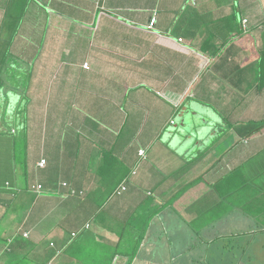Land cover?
<instances>
[{"label":"crops","instance_id":"obj_1","mask_svg":"<svg viewBox=\"0 0 264 264\" xmlns=\"http://www.w3.org/2000/svg\"><path fill=\"white\" fill-rule=\"evenodd\" d=\"M77 1L41 0L57 14L41 33L0 0L19 63L0 93V264H54L47 249L70 245L58 264L255 263L258 253L233 261L229 250L264 231V129L251 127L264 115V0H88V25L72 29L61 9ZM67 78L71 90L59 91ZM194 122L204 136L187 132ZM125 177L127 194L114 197ZM135 207L146 208L134 215L139 247L113 254Z\"/></svg>","mask_w":264,"mask_h":264},{"label":"rangeland","instance_id":"obj_2","mask_svg":"<svg viewBox=\"0 0 264 264\" xmlns=\"http://www.w3.org/2000/svg\"><path fill=\"white\" fill-rule=\"evenodd\" d=\"M26 1L27 0H15V3H14V5H13V8H16L17 9V11H16V13H20V14H24V17H23V19H24V22L25 23H27V22H29V21H32L33 23H35V22H38L39 23V27H41V28H36V27H31V29L33 30V31H39V32H41V33H44L45 32V30H47L48 28H50V21H51V18L52 17H55V16H57V14H55L54 13V10L50 7V6H45V5H43V6H39V7H33V6H27L26 5ZM40 1L41 0H33L32 2L33 3H31V4H34V3H37V4H39L40 3ZM51 6H53V5H51ZM88 7L89 6V1L88 0H78L73 6H72V9L71 8H64V9H61V13L64 15V16H66V19H67V21L69 22V23H66V25L69 27L70 26V28H72V29H78V28H80V26H83V25H88L87 24V21H90V18L88 17L89 15L87 14V17H83V14H82V11H90V10H87V9H85V7ZM41 9V10H40ZM59 13V12H58ZM53 16H52V15ZM22 17V16H21ZM26 26H28V25H26ZM88 32V34H90V32L89 31H87ZM77 32H75V33H73V34H71L70 36H67V37H69V38H74V36H75V34H76ZM55 37V36H54ZM70 82H69V78H67V81L65 82V83H59V91H69V90H71V87H70ZM49 99V97L48 98H46V101ZM2 103V102H1ZM1 105V104H0ZM21 110H23L22 108H21V106L20 107H18V108H16V112L17 111H21ZM0 111H3V109H0ZM49 117H54V116H49ZM5 118H7V116H5L4 117V119ZM43 118H46V116L44 115L43 116ZM16 124V123H15ZM200 124L201 123H193L192 124V127H191V129L190 130H193L194 132L193 133H195V132H198L199 134L201 133V135H205L206 134V132L205 131H203V130H201V128H200ZM194 125V126H193ZM193 128H195V129H193ZM175 136L176 137H179L178 138V140H181L182 139V137H180L179 136V134H175ZM195 138H196V136H195ZM245 164H247V163H245ZM248 165V164H247ZM245 169H247V166H245ZM242 184H243V182H242ZM241 184V185H242ZM253 186H255L256 187V185H253ZM35 191H41L42 190V188H40V187H37L36 189H34ZM189 201H192L193 202V200L191 199V197L188 199ZM106 201L107 200H105V199H103V200H101V201H99V203L97 204V206H98V208H102L105 204H106ZM202 204H204L203 203V201L202 200H200V202H198V200H197V202L196 203H194V204H192L191 206H190V210H191V212H193L195 209H196V212H198L197 213V216H201L202 214H203V212H200V209L199 208H201L202 207ZM149 205L150 206H152V207H156L157 205H155V204H152V203H149ZM205 206V205H204ZM203 206V207H204ZM143 207H146L145 205H143ZM176 207H180V206H176ZM199 209V210H198ZM70 212H72V215H74V211L71 209L70 210ZM190 212V213H191ZM89 213L88 212H83L82 214H79L80 216H83V218L84 219H88L90 216H87ZM57 215H58V217H59V210H58V212H57ZM68 215V214H67ZM197 219H198V217H197ZM74 220H76V218L74 219ZM225 221V223H228L229 222V220L228 219H225L224 220ZM261 223H263L264 224V220L263 221H261ZM91 224H92V226L95 224L94 222H91ZM236 224H239V222H234V226H236ZM256 224H258V225H260L259 224V222H257L256 221ZM66 226V229H68V231H71V230H74L75 229V227L73 226V221L72 222H70V223H66L65 224ZM261 226V225H260ZM233 229H236V228H233ZM91 232L93 233L94 232V230H91ZM67 233V232H66ZM67 236L69 235L68 233L66 234ZM49 237L51 238H59V229L57 228V230L55 231V232H52L50 235H49ZM82 239H81V238ZM80 237H79V239L77 240L79 243L81 242V241H83V240H88V242H91V238L90 237H87V236H84V235H80ZM253 239H254V243L252 242V240L250 241V247L248 248L247 246H246V242H247V240L246 241H244L243 243H244V250L246 251V252H248V253H250V256H251V254H259L260 255V258H256V262L254 263L253 261H251V263H249L248 262V260L247 259H242L241 260V262L240 263H238V262H236L237 264H264V254L262 255V254H260V252L261 251H257L261 246L260 245H264V231H259L258 233H256V234H254L253 236ZM252 237H251V239H252ZM112 238L114 239L115 238V235H112ZM237 239V238H236ZM244 239H246V237H244ZM78 243V244H79ZM83 243V242H82ZM144 243V242H143ZM94 245V243H91L89 246L90 247H92ZM134 244H133V242H129V243H126L124 246H123V250L125 251V252H129V251H131V249H133L134 248ZM97 248H99L100 247V245L98 246H96ZM96 249V248H95ZM51 251H53V252H56L55 250H51ZM229 252H230V255H232V260L234 261V259H233V257H234V255L237 257V256H239L240 257V259H241V253H240V251H239V249H237L236 248V250H234V251H231V250H229ZM219 260V259H218ZM224 260H225V258H224ZM53 262V261H52ZM59 263V257L58 258H55V260H54V264H58ZM60 263L62 264V263H64L63 261H60Z\"/></svg>","mask_w":264,"mask_h":264},{"label":"trees","instance_id":"obj_3","mask_svg":"<svg viewBox=\"0 0 264 264\" xmlns=\"http://www.w3.org/2000/svg\"><path fill=\"white\" fill-rule=\"evenodd\" d=\"M33 0H28V2H30V3H33L32 2ZM27 6H33V7H41V6H43V5H39V4H37V3H34V4H31V5H27ZM54 6V5H53ZM41 10V9H40ZM20 19V20H19ZM18 19V21L16 22V25L14 26V31L15 32H17V30H18V28H19V25H21V23H20V21H21V18H19ZM15 35L13 34V33H8V34H3L2 33V31H0V93H1V90H7V87H11L12 85L14 86V83L13 84H11V83H9V82H11L10 81V79L11 78H9V77H11L10 75V71L11 70H13V69H17V68H12L11 67V65L12 66H14L15 64H17V62H18V60H17V58H16V56H15V54L17 53V50H16V47H14V43H15ZM14 47V48H13ZM19 64V63H18ZM17 64V65H18ZM259 71H261V73L264 71V68L262 67V68H260L259 69ZM258 73V77H260V73L259 72H257ZM14 75V74H13ZM257 77V78H258ZM262 83L264 84V82L262 81ZM20 84V83H19ZM11 85V86H10ZM21 85V84H20ZM262 85V84H261ZM12 86V87H13ZM22 86V85H21ZM260 91V90H259ZM16 94H18V96L19 95H23V92H22V88H17L16 89ZM23 100V99H22ZM23 101H26L25 99L23 100ZM21 102V101H20ZM14 115H17L16 117L17 118H19V117H21L20 119H21V122H23L25 119H26V114H25V108L23 107V110H21L20 112L19 111H17ZM20 119H18V120H20ZM257 125V127H255ZM256 125H254V126H251V127H254L255 129H254V131L255 132H258L260 129L262 130V129H264V115L262 116V118H260V120H258L257 122H256ZM186 130H189V131H187V132H191V130L188 128V129H186ZM186 132V131H185ZM176 134H179V133H176ZM244 134V131H242V134L241 135H243ZM169 138H170V135H169ZM139 151H142V154H139ZM138 151V155H139V157H144V155H143V150H139ZM144 160V159H143ZM135 174V172H133L132 173V175L131 176H133ZM128 178L129 177H125L124 179H123V181H122V183H121V185L120 186H118L117 187V189L114 191V197H117V196H125L127 193V191L129 190V187H130V185H131V183H130V181L131 180H128ZM247 184H245L244 186H246ZM41 186V185H40ZM73 186H71V185H69L68 183H66V182H63L62 183V186H61V184H60V188H62L63 190H65V192H66V196H68L69 198H71V199H76V198H81L82 200H84V194L82 193V192H79V190H77V189H74V188H72ZM151 197V196H150ZM152 198V197H151ZM122 203H124L123 201H122ZM134 209V208H133ZM139 210H142L143 212L146 210V208H142V207H139V208H137V207H135V211L134 212H131V213H133V214H130L129 216V220L128 221H132L131 219H133V221H135V220H137V218H134V215L137 213V214H139ZM153 211V210H152ZM152 211L151 210H149V212L147 211L146 212V215H151V213H152ZM153 214H155V211L153 212ZM131 218V219H130ZM203 219H204V217H203ZM86 220V219H85ZM77 220H74V222H73V224L75 225V222H76ZM139 225L140 226H142V224H140V220L139 221H135V222H133L132 223V225H131V227H127V229H124V230H122V232H121V238L119 239V241L117 242V245H116V249L115 248H113L112 249V251H113V254L115 253V252H119V251H117V250H119L120 248H122V245H125L126 243H129V242H134V241H136V243L135 244H139V239H137V238H139L140 236V234H139V230L140 229H142L143 230V226H142V228H140L139 227ZM66 226V225H65ZM65 229H66V227H65ZM76 229V228H75ZM75 231V230H74ZM65 232H66V230H65ZM73 234H74V236H73ZM75 236H76V233H72L71 235H70V240L72 241L74 238H75ZM134 237H136V239H134ZM121 241L123 242V243H121ZM125 242V243H124ZM237 244H238V249H239V251H241L242 253L243 252H245L246 253V251L244 250V243L243 242H241V241H237L236 242ZM135 248H137V247H139V245H135L134 246ZM75 245H70L69 247H67V248H65V249H62V250H59V254H58V256L56 255V252H53V251H51L52 249H47L48 251L47 252H49V254L50 253H52V254H50L49 256H48V258H47V261H51V260H53V263H54V260H55V258H53V256H56V258L57 257H59V258H65L63 255H66V256H72L73 255V252L75 251ZM63 253V254H62ZM65 253V254H64ZM119 253H124V251H122V252H119ZM133 256H134V254L133 253H131L130 254V257H129V259H131L132 260V258H133ZM242 257V256H241ZM70 261V260H69ZM64 263H67V262H65V261H63ZM232 262V261H231ZM63 263V264H64ZM128 264V263H127Z\"/></svg>","mask_w":264,"mask_h":264},{"label":"built area","instance_id":"obj_4","mask_svg":"<svg viewBox=\"0 0 264 264\" xmlns=\"http://www.w3.org/2000/svg\"><path fill=\"white\" fill-rule=\"evenodd\" d=\"M155 23H156V19H155V17L153 16L151 19H150V22H149V24H148V29H151V28H153L154 27V25H155ZM245 24H246V20H243V27H245ZM84 67L85 68H87V65L86 64H84ZM139 154H142V151H139ZM44 164H45V161L44 160H41L40 162H39V166H44ZM37 187H40V186H37ZM36 187V188H37ZM35 188V189H36ZM27 234H24V236H26ZM73 236H74V234H73Z\"/></svg>","mask_w":264,"mask_h":264},{"label":"clouds","instance_id":"obj_5","mask_svg":"<svg viewBox=\"0 0 264 264\" xmlns=\"http://www.w3.org/2000/svg\"><path fill=\"white\" fill-rule=\"evenodd\" d=\"M153 16H151V18H152ZM150 18V19H151ZM149 22H150V20H149ZM149 22H148V24H149ZM246 24H247V20H246ZM246 24H245V27H243V22H242V29L243 30H245L246 29ZM147 27H148V25H147ZM148 29V28H147ZM153 28H151V30H152ZM150 30V29H149ZM181 41V40H180ZM84 64H86V63H84ZM84 64H83V68H85L84 67ZM87 65V64H86ZM87 68H88V65H87ZM87 68H85V69H87ZM45 161V160H44ZM39 164V163H38ZM45 165V164H44ZM38 186H40V185H38ZM36 188V187H35ZM35 188H33L32 190H34ZM40 188H42V190L41 191H43L44 189H43V187L42 186H40ZM35 191V190H34ZM41 191H37V192H41Z\"/></svg>","mask_w":264,"mask_h":264}]
</instances>
